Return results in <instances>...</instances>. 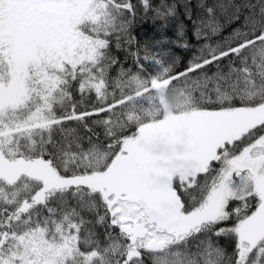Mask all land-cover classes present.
I'll return each instance as SVG.
<instances>
[{"label": "snow or ice", "instance_id": "obj_1", "mask_svg": "<svg viewBox=\"0 0 264 264\" xmlns=\"http://www.w3.org/2000/svg\"><path fill=\"white\" fill-rule=\"evenodd\" d=\"M0 264H264V0H0Z\"/></svg>", "mask_w": 264, "mask_h": 264}, {"label": "trees", "instance_id": "obj_2", "mask_svg": "<svg viewBox=\"0 0 264 264\" xmlns=\"http://www.w3.org/2000/svg\"><path fill=\"white\" fill-rule=\"evenodd\" d=\"M134 35L140 40L141 43L146 41L154 42L161 38V33L157 27L153 26L151 22L138 23L134 28ZM166 35L174 38L173 29H168ZM172 55L177 58V70H182L183 66L191 59V51L184 50L183 48L172 47ZM131 63V61L129 62ZM153 67L149 66V71H153Z\"/></svg>", "mask_w": 264, "mask_h": 264}]
</instances>
